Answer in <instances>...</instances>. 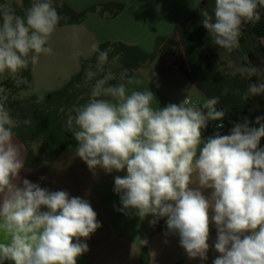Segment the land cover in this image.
<instances>
[{
  "label": "clouds",
  "instance_id": "obj_1",
  "mask_svg": "<svg viewBox=\"0 0 264 264\" xmlns=\"http://www.w3.org/2000/svg\"><path fill=\"white\" fill-rule=\"evenodd\" d=\"M16 2L22 7L21 0ZM262 10L264 0H214L211 13L201 10V23L212 43L231 54L240 48L243 26L258 23ZM60 20L53 0H33L23 15L11 4L0 7V76L51 55L47 45ZM92 50L99 53V65L108 62L107 51L96 45ZM242 59L229 61L231 74L257 78L248 83L243 99L264 95V67ZM95 75L86 73L89 80ZM112 79L109 73L95 80L87 102L73 107L68 127L74 121V152L90 170L126 169V176L114 179L119 210H134L141 219L151 215L153 226L167 217L169 232L179 234L188 257L201 260L207 259L214 223L220 255L213 264H264V117L256 118L258 127L244 118L230 134L216 133L200 148L201 130L226 115L218 109L219 97L198 102L190 91L179 105L154 107L153 92L139 87L142 80L121 74L113 85ZM16 128L0 104V264H77L89 250L81 238L101 227L97 213L88 200L70 198L66 191L50 192L27 179L20 186L25 161L14 140ZM31 148L37 153L39 144Z\"/></svg>",
  "mask_w": 264,
  "mask_h": 264
},
{
  "label": "rangeland",
  "instance_id": "obj_2",
  "mask_svg": "<svg viewBox=\"0 0 264 264\" xmlns=\"http://www.w3.org/2000/svg\"><path fill=\"white\" fill-rule=\"evenodd\" d=\"M104 1L106 0H66L65 2L68 5L73 4L79 8V12H82L85 8H89L91 4H102ZM115 1L117 0H112V2ZM118 1L120 2L121 0ZM160 1L162 0H126L124 3L127 8L122 10L117 8L100 10L102 6L98 5V10L94 11V14L92 12L86 14L84 23L57 27L47 45L53 49V53L41 56L33 70L35 74L33 81L28 82L22 77L21 70L14 75L6 74L3 76V80H0V88L4 89L3 92H0V104H3L10 112L9 106L14 102H20L21 105H27L26 100H35L43 103L42 100L45 93L61 89L75 75L83 62L94 55L92 46H98L97 43L103 41L110 43L107 52L111 51L119 42H125L138 46L149 57L143 62H138L137 64L140 67L133 69H123L122 62L110 64L108 60L107 63L97 65L96 69L91 70L96 73L91 80L86 76L89 71L86 69L78 86L79 88L84 86L92 88L96 79L103 78L109 73L114 78H119L121 74H124L127 77H135L142 80L143 83L139 86L141 90L149 88L153 92L158 103L154 102V107L159 105V107L163 108L169 104L179 105L190 91L195 101L202 102L207 99L192 83V65L190 62L197 61L198 55L194 49L196 44L200 43L198 45L200 47L205 40L206 42L208 41V45H214L207 30L201 23V10L207 9L211 13L214 0H206V6L200 9L196 8L203 0H200L199 4L193 8L189 0H183L182 3H178V0H168V5L165 6V9L156 7L160 6L158 4ZM13 2L17 4L16 1L5 0L4 3H0V7L5 4L13 6ZM62 3L60 0L56 3L53 2V5L56 7V5L60 6ZM195 10L198 11L193 14ZM117 11H119V14L113 16L112 14ZM154 16H158L159 20ZM158 37L159 45L156 46ZM145 38L146 45H143V47L141 44ZM260 44L264 47V38L260 39ZM243 49L242 44H240L238 50L231 54L224 52L222 49H217V60L220 62L218 70L233 79L234 75L231 74L228 63L229 61L243 63L242 58L246 56ZM209 55L206 57L209 63L208 68L214 73L213 66L215 61ZM188 57L192 58V60L190 61ZM177 67L179 69L181 67V69L178 70ZM183 69L187 74L181 71ZM6 78H9L7 83L9 85L4 81ZM244 79L248 80L247 78ZM256 81V77H252L249 80L250 83ZM10 85L12 88H9ZM159 85H164L168 92H157L156 89H162L157 87ZM228 85L232 98L240 99L241 102H244L241 92L243 88L242 79L234 78L233 80H228ZM17 87L21 89L14 92V88ZM34 94L37 98L31 99ZM50 105L52 107L60 106L59 102L55 100ZM31 108L33 109L32 106ZM44 114H36L35 121L45 120L46 116L48 117L47 121H50L49 113L44 112ZM69 117L65 118L64 124L63 118H61L62 126L67 129H70L68 127ZM14 120L17 124L23 123V120L19 117L14 118ZM56 126L61 127L60 120L52 124L53 129ZM256 126L258 127V125ZM71 130L73 131L74 129L72 128ZM28 140L30 144L37 143L39 146L41 145V139L29 137Z\"/></svg>",
  "mask_w": 264,
  "mask_h": 264
},
{
  "label": "crops",
  "instance_id": "obj_3",
  "mask_svg": "<svg viewBox=\"0 0 264 264\" xmlns=\"http://www.w3.org/2000/svg\"><path fill=\"white\" fill-rule=\"evenodd\" d=\"M54 1L57 2L60 0ZM61 1L63 2L62 4H67L65 2L66 0ZM121 1L119 2L117 0L112 2V0H106L102 4H91L89 7L95 6L96 9L94 11L98 10V5L102 6L100 10H109L110 8L122 10L127 8L124 3L126 0ZM189 1L193 8L199 4L200 0ZM182 2L183 0H178V3ZM104 4H107V6ZM158 4H160V6H156L157 8L165 9V6L168 5V0H162L158 2ZM68 6L79 12V8L73 4ZM94 11L92 14L95 13ZM118 14L119 11L112 15L117 16ZM154 17L159 20L158 16ZM84 22L85 20L82 23ZM73 25L76 24H69L66 26ZM145 40L146 38L143 39L142 46L146 45ZM105 42L108 41L98 42L97 44L99 46L101 43ZM118 44L130 47L132 52L124 56L119 54L113 56L111 55L112 51L107 52L110 64L113 63V60H115L116 63L122 62L123 69H125L124 62L128 61L131 64H135V66L131 68L133 69L140 67L137 64L138 62L146 60V53L138 46L125 42H119ZM95 52L96 51H94L93 54H95ZM92 57L93 55L90 59ZM86 61L87 60L83 63ZM82 65L75 74L80 71ZM97 65L99 64L97 63L96 66ZM85 66V69L91 70L90 64H86ZM34 67L35 66L32 67L31 81H33L35 77L33 71ZM177 69L180 70L181 67L180 69L177 67ZM157 87L162 88L156 89L157 92H168V89H165L164 85H159ZM47 93H45V95ZM34 96L36 97L35 94ZM72 109L73 107H70L66 110L70 112ZM74 128L75 125L73 124V129ZM34 138L40 139L38 137H33V139ZM14 140L15 143L20 145L21 153L25 161V167L19 173L20 186H22L23 179H27L31 183L39 184L41 188H45L50 192L66 191L70 198L80 197L88 200L93 210L97 213V221L101 224V227L92 233L87 240L81 238V242L88 244L89 250L77 258V264H142L141 257L143 256H141V249L143 246L146 247L147 253L144 255V259L147 264H213L214 259L220 255L214 248L217 239V230L214 223H210L209 226V249L207 252V259L201 260L199 257H188L185 249L180 245L179 234L169 232L166 225L167 217L160 218V222L158 221V223L153 226L150 224V221L154 219L151 215L141 219L134 214V210H128L127 213L125 211H120L119 209H122L123 206L120 201V195L114 191V179L116 176H126V169L120 172L113 170L111 173L100 168L90 170L87 164L75 155L74 149L76 146L74 145H68L53 161L45 162L41 166H36L35 163H29V156H31V153L34 158L37 157V153L34 154L32 151L29 140L23 141L17 135L14 136ZM201 140L202 144L200 148L203 147V142H205L202 138ZM203 191L206 197L211 196L210 189H205ZM46 210L47 209L42 208V211ZM211 214L210 212V215ZM147 237L149 238L147 239ZM138 239L147 240V244L143 246L140 245ZM6 264H11V262H6Z\"/></svg>",
  "mask_w": 264,
  "mask_h": 264
},
{
  "label": "trees",
  "instance_id": "obj_4",
  "mask_svg": "<svg viewBox=\"0 0 264 264\" xmlns=\"http://www.w3.org/2000/svg\"><path fill=\"white\" fill-rule=\"evenodd\" d=\"M16 1V0H13ZM5 0H1L0 3H4ZM33 0H21L22 7L18 6L13 2V7L16 9L17 14L23 15L24 8L29 7ZM56 3V1L53 0ZM107 6V4H104ZM206 6V0H203L196 9ZM56 10L61 16L60 23L57 27L65 26L69 24H80L85 18L86 14L93 12L96 7L91 6L85 9L82 12L75 11L73 8L67 4H62L60 6L56 5ZM198 11L195 10L193 14ZM69 15V16H68ZM264 38V10H262L261 20L255 25L246 24L242 28V35L240 38V44L243 45V50L245 55L248 57L249 61L255 66L264 67V47L260 44V39ZM208 39V38H207ZM211 39V38H210ZM159 38L156 40V46ZM208 41L205 40L202 42L200 47L199 44H196L195 51L198 55L197 61H191L192 58L188 59L191 61V74H192V83L202 92L206 98L219 97L220 103L218 109H225L226 115L222 120L219 121H210L208 126L205 129L201 130V138L207 142L208 138L219 133L220 135L230 134L234 124L237 122H242L244 118H247L250 122V126H256V118L264 116V95L251 97L248 100L241 102L240 99L232 98L228 80H233L234 78L242 79L243 88L242 98L244 92H246L248 80H245L239 74L235 75L231 79L229 75H225L218 70L220 62L217 60L216 50L219 49L216 45H208ZM110 47L109 42L101 43L98 46L99 51H106ZM111 55H122L132 52V49L125 45H115L111 50ZM98 52L96 51L93 57L83 63L80 71L75 74L61 89L47 93L43 98V103L36 102L35 100H26L27 105H21L20 102L11 103L10 115L12 118H21L23 123L20 122L17 124L15 130V135L21 138L23 141H27L29 137H38L41 139V145L39 146L37 157L34 158L32 153L29 156V163H35L36 166H41L45 162L53 161L59 153L65 149L68 145L76 146V141L72 137V131L62 126L61 118H63V124L65 118L68 116H73L75 113L73 111H68L66 109L74 106H79L87 102L89 98V93L92 88L89 86L78 87L81 83V79L85 74V65L90 64V69H96V64L98 63ZM212 56L211 59L215 61L213 70L214 73L209 70L207 62V55ZM149 57L146 55V58ZM125 69L132 68L134 64L124 62ZM32 65H29L28 68L22 69L20 71L21 76L24 77L28 82L32 80ZM183 73L187 74L183 69ZM5 76V75H4ZM127 77V76H126ZM0 80H3V76H0ZM6 84L9 82V78L4 80ZM119 82V78H114L109 83L116 84ZM9 85V84H7ZM12 88L10 85L9 88ZM20 87L14 88V92L20 90ZM31 99H35V96H32ZM53 100L59 102L60 106L52 107L50 103ZM32 104H31V103ZM33 107V109L31 108ZM48 112L50 115V121H47V116L45 120L35 121L36 114H44ZM60 120L61 127L53 129L52 124L55 121ZM217 124H223L222 128H217ZM27 144V143H26ZM29 145V144H28ZM260 147H264V138H261ZM49 157V158H48ZM160 222V220H159ZM149 237H147L148 239ZM146 247L141 249V262L142 264H147L144 259L146 255Z\"/></svg>",
  "mask_w": 264,
  "mask_h": 264
}]
</instances>
